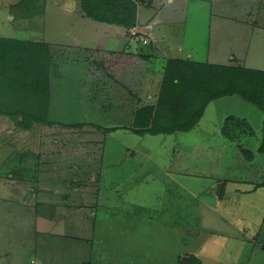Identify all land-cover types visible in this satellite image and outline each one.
Returning <instances> with one entry per match:
<instances>
[{"label": "rangeland", "instance_id": "obj_1", "mask_svg": "<svg viewBox=\"0 0 264 264\" xmlns=\"http://www.w3.org/2000/svg\"><path fill=\"white\" fill-rule=\"evenodd\" d=\"M72 1L75 8L69 0H48L51 11L44 0L36 16L21 19L10 9L19 0H0V35L44 38L42 15L50 9L46 23L58 37L64 31L82 39L93 32L92 20L84 18L91 19L80 0ZM189 7L192 41L203 56L212 16L222 22L212 30V55L240 53L251 61H229V67L264 65V31L249 22L262 19L264 0H213L209 16L207 6L197 13ZM120 52L128 55L124 47ZM36 78L40 87L43 79ZM133 78L136 90L144 91L141 78ZM25 86H17L20 105L47 100V84L29 93ZM221 98L199 127L176 131L171 139L138 140L128 131V110L115 118L113 110L110 117L100 101L84 103L85 110L64 103L52 108L46 101L50 123L36 121L32 129L18 125L21 117L1 114L0 264H264V109L239 95L219 104ZM233 100L241 102L236 113L249 126L236 141L225 136L223 144L209 129L216 112L226 115L217 114L219 129L233 116ZM217 182L220 194L212 189Z\"/></svg>", "mask_w": 264, "mask_h": 264}, {"label": "crops", "instance_id": "obj_2", "mask_svg": "<svg viewBox=\"0 0 264 264\" xmlns=\"http://www.w3.org/2000/svg\"><path fill=\"white\" fill-rule=\"evenodd\" d=\"M20 1L21 0H19V2ZM133 1L137 4V23L136 26H134L136 30H138L137 35L132 34L131 32V29L133 27H126L123 24L101 21L90 16L89 17L91 19H89L83 16L89 21L92 20L89 28L92 29L93 32L80 39L72 36L69 32L65 33L64 31H61L62 34H60V37H58L56 29H53L52 25L46 23L51 16L50 9L51 11L54 10V4L53 6L49 7L48 0H46L47 7L50 9H46L45 13L43 12L44 14H41L42 16L46 17V22L44 23L42 21L41 25V29H46V33L43 36L44 38L37 39V35H34L33 37L27 36L20 37L18 39L34 41L40 44L45 43L46 45H48V48H44L39 44L38 52L39 55H42L44 58V64L41 65L40 71L44 72V67L50 64V70L46 71V73L49 74L47 82L48 89H45L44 92L49 95L46 97V101H50V105H52V108L54 107V105L58 107L60 105H63L62 103H64L69 107H73L74 104L76 106V109H78L80 106V109L85 110L84 103H89L93 100V103L99 104L100 101L102 105L101 112L109 113L110 117L112 116L113 110L115 111L114 118L119 114L121 115L123 110H128V114L130 115V117L128 118V131L134 134L135 131H133L130 126L133 123L135 111L141 104H139V102L141 101L143 104H145L149 102L148 99L154 100L157 97L156 95L159 93L160 79H153L151 80L153 82H151L150 84H148V79H150L151 76H154L157 70L163 71L167 61H170L171 59L190 60L198 63H204L200 61H208L210 63L207 64L213 63L220 64L221 66H226V63H229V61L232 64H238L236 63L238 62V60H246L247 63H251L248 58L246 59L240 53L238 54V56H236V54H231L228 59H222L221 54H211V45L214 42V40H212L214 36L212 30L218 27L219 23H222H214V18L212 19V16H209L210 12L212 14V11L214 10L213 0H193V3H190L192 0H182L183 2L181 6L178 5V0ZM29 3L28 5H31L32 8L37 7L30 1ZM67 3H70V6L74 7V3L72 0H69V2H66V4ZM82 3V0H80V10H83ZM191 4L196 7L195 13L201 10V6L208 7V14L206 15L209 16V20H207L206 28H204L206 33L204 42L208 45L206 56H203V52H199L195 49V44L192 41L194 36L193 32H191L189 26L190 23L188 21L189 13H192L191 10H189V5ZM22 10H26L25 7L17 8V11ZM37 10V12H39L41 8H37ZM37 12L35 13V15H28V17H18L15 14L14 18L17 17L21 19H29L33 16H36ZM260 12L259 15H262ZM93 19L96 21H94ZM219 19H221V17ZM249 20L250 23L253 22V25L256 22L260 23L257 29L259 31H264V15H262V19L258 17V19L256 18ZM42 33L43 31L39 36H41ZM240 34L241 33H238V35ZM1 37H9L15 39V37H11L8 35H3ZM143 37L147 38L148 42H144L142 40ZM232 38L235 39V36H233ZM60 39H63L64 41ZM67 40L71 43H66ZM224 41L226 46L228 44V41L231 43L230 38H228L227 40L224 39ZM124 42L125 46L123 45ZM123 47L124 49L128 50V55L122 54V52H120V48ZM194 56L196 58H193ZM233 60L236 62H234ZM261 63H264V61H262ZM232 64L228 65L231 66ZM239 67L264 71V65H262L261 67H253L252 65L248 66L245 64V66ZM133 77L141 78V81L143 82V84L142 82L141 84L144 91L139 92L138 90H136L138 89V85L134 83ZM75 85L76 91L73 88V86ZM134 92H137V95H139V97H137L136 99H134L132 95V93L136 94ZM131 96L133 97V99ZM234 96L237 95L224 96L223 98L229 97L230 99H234ZM15 98L22 99L21 92H18V90L16 91ZM223 98L219 100V104L224 103L225 100ZM36 99L38 100L39 98L37 97ZM46 101L42 103L35 102L33 103V106H36L38 103V106L45 110L47 117L48 104L44 105ZM235 101L237 100L229 102L234 105V112L232 113V115L245 120L246 118L238 116V114L240 113H236V111L240 109L241 102L237 101L236 103ZM212 102V104L210 103L207 106L208 109L215 108L216 104H218V99ZM1 114L2 113H0V115ZM217 114L222 119L226 117V115L225 117L224 115L221 116L219 111L215 113L216 118H214L215 121L212 127V132H214L216 136L215 138L221 140V143L224 144L229 140L225 139V135L222 134L220 129H218L217 127V124L221 123L217 119ZM8 117L12 120H15L10 116ZM251 119L254 120V117H251ZM36 123L37 122H35L34 124ZM109 124H111V122ZM215 127H217V129H213ZM32 128L33 127H31L30 129ZM137 134L140 136L138 140L143 141V139H145L146 137V135H142L140 133ZM155 136L156 138L164 137L160 135ZM211 139H213V137H211ZM141 141L138 142L141 143ZM131 146L132 147L130 148L128 144V149H133L131 150L132 154L138 152L136 144ZM168 162H170V159H168ZM163 167L165 170L169 168V166ZM212 189L214 190V188ZM196 257L197 262L201 261L198 256ZM202 263H205V261L202 260Z\"/></svg>", "mask_w": 264, "mask_h": 264}, {"label": "trees", "instance_id": "obj_3", "mask_svg": "<svg viewBox=\"0 0 264 264\" xmlns=\"http://www.w3.org/2000/svg\"><path fill=\"white\" fill-rule=\"evenodd\" d=\"M29 1L37 7L32 8L28 5ZM82 2L83 10L90 17L126 27L136 26L137 4L133 0ZM40 3H44V0H21L11 6V10L18 17H28L38 11ZM18 7H25L26 10L17 11ZM39 44L18 38L0 37V113L14 119L21 117L18 124L27 129L33 127L36 121L50 123L46 121L45 110L38 103L36 106L33 103L22 106V99L15 98L17 86L22 82L26 84L23 90L28 93L31 90L38 91L48 82L49 74L46 71L50 70V64L44 67V72L40 71L44 58L39 55ZM40 45L48 48L45 43ZM157 72L148 79V84L153 79H160L158 96L155 101L148 99L149 102L145 104L139 102L141 104H138L130 126L135 133L168 136L171 139L169 135L176 131H189L199 127L202 123L198 120L205 115L207 106L224 96L239 95L264 109V71L171 59L167 61L163 71ZM36 76L43 79L40 87L37 86ZM167 107L172 113L165 111ZM39 110H43L40 118ZM247 125L249 126L247 121L233 115L227 118L220 131L231 141H236L239 131L248 128ZM249 129L253 130L252 127ZM209 130L212 131V127Z\"/></svg>", "mask_w": 264, "mask_h": 264}, {"label": "water", "instance_id": "obj_4", "mask_svg": "<svg viewBox=\"0 0 264 264\" xmlns=\"http://www.w3.org/2000/svg\"><path fill=\"white\" fill-rule=\"evenodd\" d=\"M213 188L216 194H220L222 192V183L218 182Z\"/></svg>", "mask_w": 264, "mask_h": 264}, {"label": "built area", "instance_id": "obj_5", "mask_svg": "<svg viewBox=\"0 0 264 264\" xmlns=\"http://www.w3.org/2000/svg\"><path fill=\"white\" fill-rule=\"evenodd\" d=\"M131 32H132V34H138V30H136V28L135 27H133L132 29H131ZM142 40L144 41V42H148V39L147 38H142Z\"/></svg>", "mask_w": 264, "mask_h": 264}]
</instances>
